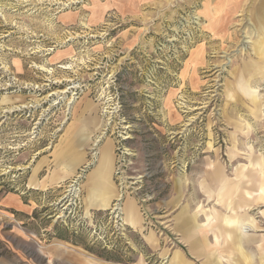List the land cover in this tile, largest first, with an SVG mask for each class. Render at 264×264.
Instances as JSON below:
<instances>
[{
	"label": "rangeland",
	"instance_id": "obj_1",
	"mask_svg": "<svg viewBox=\"0 0 264 264\" xmlns=\"http://www.w3.org/2000/svg\"><path fill=\"white\" fill-rule=\"evenodd\" d=\"M108 1L0 0V264H264V33L208 35L202 0L93 20ZM105 143L114 196L88 209Z\"/></svg>",
	"mask_w": 264,
	"mask_h": 264
},
{
	"label": "crops",
	"instance_id": "obj_2",
	"mask_svg": "<svg viewBox=\"0 0 264 264\" xmlns=\"http://www.w3.org/2000/svg\"><path fill=\"white\" fill-rule=\"evenodd\" d=\"M115 6L117 9L122 8L126 9L127 3L130 2L127 0H109L107 4L97 3L95 4V15H93V20L98 19L103 12H105L106 7ZM205 4L203 17L205 18V28L210 36H216L222 39V41L229 39L231 34H234L232 28L233 24L236 23V19L249 18L248 22L253 24V31L251 34L263 35L264 31V0H202ZM250 15H244L249 13ZM120 10V9H119ZM244 13V14H243ZM243 14V15H242ZM261 27V32H258L256 26ZM198 52V53H197ZM206 55L202 53V50H197L193 55L190 56V67L195 69V67L205 66ZM190 71V70H189ZM195 74L190 76L188 82H196ZM92 129H71V139L68 143L71 147L70 155H77L78 158H84L80 155L82 153L73 150L74 147H78L79 150L83 151L86 145V142L89 140L90 132ZM100 156L95 167L90 171L86 181L84 182V189L86 192V201L87 208L97 207L105 209L110 205V202L114 196L112 193V171L116 166V157L113 155V149L110 144L105 143L100 148ZM84 153V152H83ZM114 156V157H113ZM8 203L13 202L10 196L6 197ZM23 204V202H21ZM126 220L130 224H137L136 216L133 212L127 211ZM179 259L184 260L182 255H179ZM92 264H98V262H93Z\"/></svg>",
	"mask_w": 264,
	"mask_h": 264
},
{
	"label": "built area",
	"instance_id": "obj_3",
	"mask_svg": "<svg viewBox=\"0 0 264 264\" xmlns=\"http://www.w3.org/2000/svg\"><path fill=\"white\" fill-rule=\"evenodd\" d=\"M74 186V185H73Z\"/></svg>",
	"mask_w": 264,
	"mask_h": 264
}]
</instances>
